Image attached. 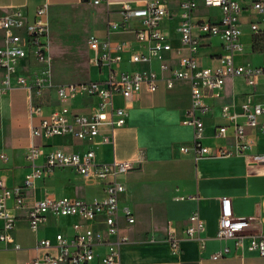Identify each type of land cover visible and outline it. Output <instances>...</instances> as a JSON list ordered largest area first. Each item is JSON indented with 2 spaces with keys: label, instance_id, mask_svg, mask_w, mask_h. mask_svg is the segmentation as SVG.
<instances>
[{
  "label": "crops",
  "instance_id": "1",
  "mask_svg": "<svg viewBox=\"0 0 264 264\" xmlns=\"http://www.w3.org/2000/svg\"><path fill=\"white\" fill-rule=\"evenodd\" d=\"M143 0H104L99 3L80 0H0V15L20 9L27 17L37 5L48 7L49 33L46 38V54L50 85L38 101L40 113H31L27 91L15 85L0 95V180L7 186H22L25 174L30 170L25 153L31 145H41V155L35 162L44 160V153L52 149L66 152L94 151L97 163L112 160H127L133 168L116 176L123 183L124 190L119 196V206L129 207L134 214V223L121 222V232L126 240L120 244L119 262L116 264H264V256L254 252L235 249L233 241H222L215 237L220 201L229 197L233 215L253 217V227L264 232V163L250 164L244 155L234 151L235 138L215 136L216 125L224 123L221 107L230 105L238 110L245 93L257 92L254 99L264 103L260 86L247 84L241 76L227 77L219 95L204 89L202 101L209 110L202 116L204 123L203 143L212 149H231V154L221 156L195 157L192 148V127L182 120L192 105L191 84L177 79L167 87L158 79L155 90L142 87L129 101L115 95L113 103L127 108L125 124L111 129L104 124L100 134L111 136L107 143L100 142V136L91 140H79L71 134L52 135L46 138L32 136L31 129L41 116L55 108H66L73 113H88L100 100L96 95L75 93L66 98L58 97L56 87L60 84L82 81H103L111 69L116 73L159 70L160 61L177 66L180 55L187 53V47L179 39L176 30L179 8L176 0H169V16L161 21V28L167 35L171 49L161 58L151 56L146 61H132L131 53H145L147 44L134 39V30L139 27L135 19L123 26L108 29V23L120 21V3ZM217 9L199 8L191 18L218 19ZM261 16L253 11H244L239 18L242 34L241 47L234 54V62L248 67L264 65V39H255L249 29V21H258ZM264 28V22H259ZM193 34L200 44L197 53L201 66H215L222 52L220 35L202 36L197 29ZM98 41L122 43L121 58L108 65L97 58L88 45L90 38ZM82 39L79 45L78 39ZM55 47L67 58L65 75L56 68ZM180 50V54L176 53ZM42 65L33 58L18 63V72L28 75L40 70ZM3 72L0 70V77ZM264 118V115L261 116ZM253 131L254 144L251 151L264 149V138L259 129ZM182 148H186L183 150ZM26 204L15 208L8 202V212L14 220L11 230L12 241L0 242V264H26L34 255L45 249L37 248L36 242L43 237L52 238L55 232H73L74 216L48 214L37 229H30L27 212L33 201L45 195L67 196L73 199L93 201L102 195L100 183L87 180L70 167L58 168L36 179L30 187L21 189ZM197 212L204 223L199 238L185 236L187 218ZM3 220L0 219V232ZM172 228L179 239V249L172 252L166 240L168 228ZM200 238L204 247L200 246ZM14 243L19 245L14 247ZM228 245L235 253L219 259L210 254ZM104 248L87 264L101 263Z\"/></svg>",
  "mask_w": 264,
  "mask_h": 264
},
{
  "label": "built area",
  "instance_id": "2",
  "mask_svg": "<svg viewBox=\"0 0 264 264\" xmlns=\"http://www.w3.org/2000/svg\"><path fill=\"white\" fill-rule=\"evenodd\" d=\"M91 1L96 4L104 0ZM169 0H143L140 3L123 1L120 3V21L109 22L107 28L124 27L131 19L139 22L134 30V39L146 43L145 53H131L130 59L146 61L151 56L161 58V54L171 49L167 35L161 28V21L168 17ZM107 2V0H106ZM179 13L176 32L181 42L187 47V53L180 55L177 66L160 61L157 71L120 72L111 69L103 81H82L60 84L56 93L60 98H66L75 93H87L100 98L99 102L88 113H73L66 108H55L43 115L37 125L31 129L32 136L46 138L52 135L71 134L79 140H91L100 136V142L107 143L111 136L100 134L101 125L111 129L125 124L127 108L113 103L115 95H120L129 101L142 87L153 91L158 79H163L167 87L175 80L184 79L191 84L192 105L182 120L192 127V148L195 157L221 156L231 154V149L216 148L205 145L204 123L202 116L209 110V105L202 101L204 89L219 95L227 77L241 76L251 86H260V94L264 95V65L248 67L234 62V54L241 47L242 29L239 18L244 11H253L261 16L258 21H249V29L255 39H264V28L259 22H264V0H176ZM217 9L218 19L193 20L194 10ZM197 29L199 35H220L222 52L217 57L215 66H201L197 53L200 44L193 34ZM49 33L48 7L46 3L36 6L32 17H27L20 9L5 15H0V95L15 85L23 86L28 95L31 113H40L42 105L38 101L43 90L50 85L48 69L49 57L46 54V38ZM89 48L97 54L99 61L108 65L120 60L122 43L112 44L110 41H98L92 37L88 41ZM180 54V50H176ZM33 58L42 65L40 70H34L28 75L18 72V63L27 58ZM257 92L245 93L244 100L238 110L230 105L221 107L224 123L216 125L215 136L231 134L235 138L234 151L245 156L250 164L264 163V149L251 151L254 144L250 129H259L264 138V103L254 99ZM41 145H31L25 153L30 170L25 174L22 186H7L0 180V219L3 220L0 232V242L12 241L11 230L14 220L8 212V202L12 201L15 208L26 204L22 188L30 187L35 180L55 169L70 167L87 180L100 183L102 195L93 201L73 199L67 196L55 197L45 195L31 203L27 212L30 229L37 230L46 220L48 214L55 216H74L73 232L65 234L55 232L52 238L43 237L36 242L37 248L45 251L34 255L26 264H87L98 254V248L103 247L101 263L116 264L119 262L120 244L126 240L121 232V222L134 223V214L127 206H119V196L124 190L122 182L116 176L125 173L134 166L127 160H112L97 163L94 151L66 152L52 149L44 153V160L38 164L36 158L41 155ZM186 150V148H182ZM251 216L236 217L233 215L231 200L223 197L220 201L219 215L215 237L222 241H233L234 248L254 252L264 256V232L253 227ZM204 223L197 212H192L187 218L184 228L185 236L196 238L203 230ZM199 238V237H198ZM166 240L172 252L179 249V239L172 228L167 229ZM200 246L204 242L200 238ZM14 247L19 245L14 243ZM228 245L213 251L211 259L227 257L235 253Z\"/></svg>",
  "mask_w": 264,
  "mask_h": 264
},
{
  "label": "rangeland",
  "instance_id": "3",
  "mask_svg": "<svg viewBox=\"0 0 264 264\" xmlns=\"http://www.w3.org/2000/svg\"><path fill=\"white\" fill-rule=\"evenodd\" d=\"M78 42H79V45H81L83 41L81 38H79ZM66 61H67V58L61 54V48L55 47L56 68L60 70L63 75H65V72L68 71L66 68L68 63H66Z\"/></svg>",
  "mask_w": 264,
  "mask_h": 264
}]
</instances>
